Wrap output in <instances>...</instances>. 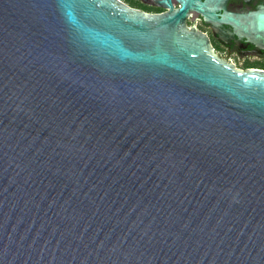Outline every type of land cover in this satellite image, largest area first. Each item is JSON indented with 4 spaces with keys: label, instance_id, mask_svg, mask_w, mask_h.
<instances>
[{
    "label": "water",
    "instance_id": "water-1",
    "mask_svg": "<svg viewBox=\"0 0 264 264\" xmlns=\"http://www.w3.org/2000/svg\"><path fill=\"white\" fill-rule=\"evenodd\" d=\"M141 1L0 0V264H264V0Z\"/></svg>",
    "mask_w": 264,
    "mask_h": 264
},
{
    "label": "flooded vegetation",
    "instance_id": "flooded-vegetation-1",
    "mask_svg": "<svg viewBox=\"0 0 264 264\" xmlns=\"http://www.w3.org/2000/svg\"><path fill=\"white\" fill-rule=\"evenodd\" d=\"M118 2L126 5L127 7L143 12L147 15H159L167 11L162 7L147 4L141 0H117ZM192 16L188 17L186 20V25L190 29L192 22L189 20ZM193 25L197 28L198 32L204 35L209 44L211 51L218 55L219 57L225 56L227 54V47L222 45L214 36L210 28L205 26L201 20H195ZM235 68L240 71H245L249 69H256L264 71V56H257L254 54H244L242 57H239L236 53H231L225 60Z\"/></svg>",
    "mask_w": 264,
    "mask_h": 264
}]
</instances>
